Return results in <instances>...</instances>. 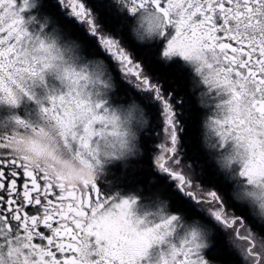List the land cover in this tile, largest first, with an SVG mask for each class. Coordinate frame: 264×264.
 I'll use <instances>...</instances> for the list:
<instances>
[{
  "label": "snow or ice",
  "instance_id": "1",
  "mask_svg": "<svg viewBox=\"0 0 264 264\" xmlns=\"http://www.w3.org/2000/svg\"><path fill=\"white\" fill-rule=\"evenodd\" d=\"M0 264H264V0H0Z\"/></svg>",
  "mask_w": 264,
  "mask_h": 264
},
{
  "label": "trees",
  "instance_id": "2",
  "mask_svg": "<svg viewBox=\"0 0 264 264\" xmlns=\"http://www.w3.org/2000/svg\"><path fill=\"white\" fill-rule=\"evenodd\" d=\"M164 72H166V74L171 78V77H176L177 83H181V81L179 80L178 74L176 72L175 69H166V70H162ZM198 137V131H194L193 132V142L195 144V141Z\"/></svg>",
  "mask_w": 264,
  "mask_h": 264
}]
</instances>
